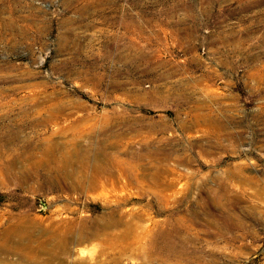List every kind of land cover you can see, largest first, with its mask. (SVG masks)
I'll list each match as a JSON object with an SVG mask.
<instances>
[{
    "label": "rangeland",
    "instance_id": "rangeland-1",
    "mask_svg": "<svg viewBox=\"0 0 264 264\" xmlns=\"http://www.w3.org/2000/svg\"><path fill=\"white\" fill-rule=\"evenodd\" d=\"M90 130L130 161L107 197L47 178ZM117 204L171 246L76 257L264 264V0H0V223Z\"/></svg>",
    "mask_w": 264,
    "mask_h": 264
},
{
    "label": "bare ground",
    "instance_id": "bare-ground-1",
    "mask_svg": "<svg viewBox=\"0 0 264 264\" xmlns=\"http://www.w3.org/2000/svg\"><path fill=\"white\" fill-rule=\"evenodd\" d=\"M102 130V135L106 138L118 134L116 129L108 130L104 127ZM91 131L87 132L90 140L84 148L80 147L77 138L72 141L71 158L66 154L62 155L61 164L55 169L57 174H49L47 178L60 183L61 176L68 177L71 181L64 185L67 189L84 190L96 187L107 197L119 187L118 183L125 174L124 164L130 161L127 157H119L117 151H108L109 143L101 139L97 131L91 136ZM153 155L155 153L147 155V160H153ZM129 158L136 159L139 163L144 159L132 155ZM148 163L145 161L142 166L150 170ZM155 169L153 166L148 173L154 181L157 179ZM129 178L134 180L133 174ZM119 201L124 204L127 200L122 198ZM120 205L117 204L114 209L105 211L94 219L60 217L57 212L47 219L24 214L14 220L10 219L7 225L0 223V257L16 256L18 261H10L11 264H90L75 255L83 244L96 246L94 254L98 257L106 256L109 250L121 253L123 249H133L143 239H148L150 249H166L171 246L163 228L152 231L151 226L137 224L140 214H127ZM137 228H141V231L138 232Z\"/></svg>",
    "mask_w": 264,
    "mask_h": 264
}]
</instances>
